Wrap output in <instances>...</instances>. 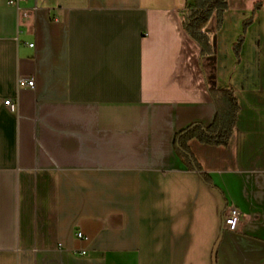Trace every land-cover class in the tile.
Wrapping results in <instances>:
<instances>
[{
  "label": "crops",
  "instance_id": "1",
  "mask_svg": "<svg viewBox=\"0 0 264 264\" xmlns=\"http://www.w3.org/2000/svg\"><path fill=\"white\" fill-rule=\"evenodd\" d=\"M7 1L0 264H214L219 237L215 264H264V0H227L209 55L182 25L193 0H22L23 17ZM209 88H232L240 109L226 145L188 141L207 183L174 139L213 121Z\"/></svg>",
  "mask_w": 264,
  "mask_h": 264
},
{
  "label": "trees",
  "instance_id": "2",
  "mask_svg": "<svg viewBox=\"0 0 264 264\" xmlns=\"http://www.w3.org/2000/svg\"><path fill=\"white\" fill-rule=\"evenodd\" d=\"M258 4L260 3H255L256 8ZM227 5V0H193L187 3L181 16L182 25L185 31L199 44L202 55L214 52L213 36L210 31L206 30V26L215 15L219 29ZM250 21L251 19L246 23ZM241 42L242 37L235 43L236 48ZM209 92L216 105V115L213 121L209 125L201 122L191 123L177 132L174 139L175 148L180 157L207 183H210L209 177L191 152L188 141L196 138L202 143L226 145L235 129L237 113L240 109L232 88H209Z\"/></svg>",
  "mask_w": 264,
  "mask_h": 264
},
{
  "label": "built area",
  "instance_id": "3",
  "mask_svg": "<svg viewBox=\"0 0 264 264\" xmlns=\"http://www.w3.org/2000/svg\"><path fill=\"white\" fill-rule=\"evenodd\" d=\"M21 1L22 0H8L7 2L9 5H14L17 8L20 16H22V17L27 16L28 15L27 11L21 9V7H20ZM29 45L34 46V42L29 43ZM18 83H19V86L27 85L29 87H33L34 79H33V77H29V78L20 77ZM4 103L11 110L16 109V102L13 101V99L6 98V99H4ZM241 220H242V218H241L240 209L234 204L228 205L226 210L223 213V226L230 229V230H237L239 228ZM76 239L79 241H84V240L88 239V236L85 235L80 229H77ZM75 250H76V252H78L81 255L85 254V248L84 247H78Z\"/></svg>",
  "mask_w": 264,
  "mask_h": 264
},
{
  "label": "rangeland",
  "instance_id": "4",
  "mask_svg": "<svg viewBox=\"0 0 264 264\" xmlns=\"http://www.w3.org/2000/svg\"><path fill=\"white\" fill-rule=\"evenodd\" d=\"M259 5L260 4H258V6H257V8L259 7ZM249 19H251V21L250 22H248V23H246ZM223 21V20H222ZM251 22H252V17H249V18H247V19H245L244 21H243V23H242V27H243V31H242V33L240 34V35H238L237 37H236V40L232 43V45H231V48H232V51H233V53H234V56H235V64H240L241 63V59H242V57H241V52H242V46H243V44H244V42H245V34H246V30H247V28H248V26L251 24ZM222 25V24H221ZM240 37H242V42L239 44V46H237V48H236V46H235V43L238 41V39L240 38ZM249 47V46H248ZM247 58H245L244 59V61H243V64H246L247 63ZM263 63H264V58H263ZM247 64H250V65H253L254 63H252V62H248ZM264 65V64H263Z\"/></svg>",
  "mask_w": 264,
  "mask_h": 264
},
{
  "label": "water",
  "instance_id": "5",
  "mask_svg": "<svg viewBox=\"0 0 264 264\" xmlns=\"http://www.w3.org/2000/svg\"><path fill=\"white\" fill-rule=\"evenodd\" d=\"M219 240H220V237L218 238V240H217V242H216V244L214 246V251H213V256H212L214 264L216 263V248H217V245L219 243Z\"/></svg>",
  "mask_w": 264,
  "mask_h": 264
}]
</instances>
